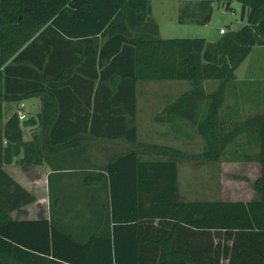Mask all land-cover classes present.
Segmentation results:
<instances>
[{"label":"trees","instance_id":"1","mask_svg":"<svg viewBox=\"0 0 264 264\" xmlns=\"http://www.w3.org/2000/svg\"><path fill=\"white\" fill-rule=\"evenodd\" d=\"M236 1L245 24L211 42L160 38L149 0H0V264H151L157 255L158 264H264V115L219 120L237 68L264 45V0ZM198 3L182 7L181 23L211 19L212 0ZM210 80L220 84L206 93ZM141 81L191 82L162 121L197 128L205 142L197 159L260 164L253 185L260 199L183 200L179 161L192 155L152 145L150 152L166 159L143 160L133 149L110 160L106 192L93 194L86 212L65 221L52 194L50 219L14 220L11 213L35 197L4 166L19 157L25 166L42 162V138L71 156L62 170L79 169L80 136L136 145ZM34 97L41 100V132L25 141L18 115L5 117L7 105ZM244 134L258 150L221 160ZM212 233L232 239V248L222 239L214 245Z\"/></svg>","mask_w":264,"mask_h":264},{"label":"rangeland","instance_id":"2","mask_svg":"<svg viewBox=\"0 0 264 264\" xmlns=\"http://www.w3.org/2000/svg\"><path fill=\"white\" fill-rule=\"evenodd\" d=\"M204 0H149L152 7V18L158 25V36L163 39L169 38H205L215 42L220 37V28L227 27L230 30L239 29L244 22L241 18L242 3L233 1L230 5L227 2L212 0V16L205 23L197 22L181 23L179 17L182 7L186 5H197ZM240 79L254 77L257 80L264 77V46H255L249 56L237 70ZM232 91L237 93L226 94L225 106L239 104L248 110L241 116L242 121L252 118H259L263 114H253L251 107L260 106L264 111V82L244 80L235 82ZM219 80L206 82L207 92L217 90ZM192 83L189 81H141L137 86L138 120V143L130 146L129 150H138L144 159H166V157L150 152V146H168L188 153L191 158H184L179 161V186L180 198L183 200H216V199H237V195H232L229 191H234L242 183L243 177L250 173L244 166L234 163L214 162L195 158L204 151V140L199 136L197 128L187 125L185 135L175 138V132L170 128V123H164L162 119L166 116V108L181 94L190 90ZM237 101V102H236ZM24 110L34 114L40 107L39 98H30L23 101ZM21 104L15 103V109ZM9 108V113H11ZM14 109V111H15ZM32 116V115H31ZM243 116V117H242ZM245 138L241 136L239 142L244 143ZM98 163L106 164L116 155L126 151V146L121 142L112 144L109 142H97L91 149ZM245 183V182H243ZM245 185V184H244ZM228 193V195L226 194ZM159 225V224H158ZM157 225L153 223V228ZM191 236L187 234V237ZM193 237L202 241L206 238L200 233L193 234ZM225 238V239H224ZM224 237L219 239L216 233L211 234L213 244L221 241L225 247L232 248L233 240ZM202 244V242H200ZM232 253V250L229 251ZM151 264H158L159 256L153 258ZM229 261V258H225ZM13 264H19L14 262Z\"/></svg>","mask_w":264,"mask_h":264},{"label":"crops","instance_id":"3","mask_svg":"<svg viewBox=\"0 0 264 264\" xmlns=\"http://www.w3.org/2000/svg\"><path fill=\"white\" fill-rule=\"evenodd\" d=\"M150 16L152 17V10ZM258 46H264V45H258ZM239 67L237 68V70L239 69ZM237 70L235 72L236 82H242L244 80H250L253 82L254 81L264 82V77L259 78L260 80H257L254 77L249 79H240L239 76L237 75ZM206 82L204 83V86ZM206 93H212V92L206 91ZM226 100L227 97L225 96L224 101ZM7 106L11 108L10 109L11 113L10 114L7 113V115L5 116L6 118L12 115L15 109L14 103L9 104ZM41 108L42 105L40 100L39 110H37L34 114L30 113V116L32 115L37 118V114L41 111ZM261 109L263 108L260 106H255L250 108L253 114L262 115L264 111ZM244 113H248V110L242 107L241 105L233 104V105L225 106V103H223L220 109L219 120L225 121L227 122V124H230L231 122L242 121L240 115ZM21 127L23 129L25 141H30L35 134L41 132L39 128V122L37 123L36 126L33 127L24 128L22 124ZM186 127L187 125H185V122H180V127L178 128H173V126L170 124V128H172V131L176 133L175 138L177 139L180 138V135L186 134L185 133ZM241 136H244L245 141L244 143L240 142L239 144H237ZM241 136H239L234 141L236 143L232 142L230 144V146L226 150V153L221 157V160L229 159L233 157L236 152L243 154L245 149H248L251 152L258 150L257 149L258 147H256V145L250 146L247 144V139L245 134ZM78 141L79 144L81 145V148H79V152L77 153L76 156L78 158L79 169H72L73 167L69 166L67 170H62L61 168H64V166L63 167L60 166L63 165L62 164L63 162L68 163L71 160V156L65 155L64 151H60L56 147H50L46 145L44 143L43 138L40 143L42 148L41 149L42 162L38 164H29L28 166H25L22 163L18 162V160L21 159V157H19L17 158V161L13 162L12 164H6L4 166L5 171L16 182H18L23 188H25L35 197V201L27 205H23L20 208L15 209L11 213V216L14 220L23 221V220L50 219L52 194L56 198H58V202L60 204L55 206L56 210L62 208L63 210L67 211L65 221H69L68 219L70 218V215L76 214L79 210H84L86 212L87 209L86 207H88V203H89L88 201L91 198H93L92 195L103 194L104 192H106V187H108L109 185L106 172L104 171V167L105 165H107L108 162L106 164L98 163V159L96 158L94 152L91 150L94 144L97 142H109L112 144H117L118 142H121L126 146L127 150L121 152L115 157L127 153L128 151H130L129 150L130 146H132V144L128 143L124 139L108 140V139L96 138L90 135L80 136L78 138ZM240 144L242 145L240 146ZM142 159L150 161L149 159H144L143 157ZM225 163H232V162L223 161V164ZM234 164H240L250 172L247 173L242 178L243 179L242 181L245 183L239 182V186H241L240 189H238L237 187L234 191H229L232 195H237L236 197L238 198L237 199L222 198L216 200L249 201V200L260 199V196L256 194L253 185L254 182L261 175V165L258 163H249V162L248 163L234 162ZM55 169H61V170H55ZM226 194L228 195V193ZM87 219L88 217L86 216L81 218L78 217L77 221H75L74 223L81 224L82 223L81 221H85Z\"/></svg>","mask_w":264,"mask_h":264},{"label":"built area","instance_id":"4","mask_svg":"<svg viewBox=\"0 0 264 264\" xmlns=\"http://www.w3.org/2000/svg\"><path fill=\"white\" fill-rule=\"evenodd\" d=\"M220 34H225L227 32V27H222L220 28ZM25 104L23 102H21V104L15 109V113L18 115L19 120L21 121V124L23 123V121H25L26 119H28V117H30V114L27 113L25 110Z\"/></svg>","mask_w":264,"mask_h":264},{"label":"water","instance_id":"5","mask_svg":"<svg viewBox=\"0 0 264 264\" xmlns=\"http://www.w3.org/2000/svg\"><path fill=\"white\" fill-rule=\"evenodd\" d=\"M37 123H38L37 118L35 116H30V117H28V119H26L25 121H23L22 126L24 128L33 127V126H36Z\"/></svg>","mask_w":264,"mask_h":264}]
</instances>
